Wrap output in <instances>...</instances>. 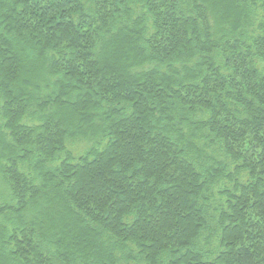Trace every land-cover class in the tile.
Instances as JSON below:
<instances>
[{
  "label": "trees",
  "instance_id": "1",
  "mask_svg": "<svg viewBox=\"0 0 264 264\" xmlns=\"http://www.w3.org/2000/svg\"><path fill=\"white\" fill-rule=\"evenodd\" d=\"M0 179V264H264V0H0Z\"/></svg>",
  "mask_w": 264,
  "mask_h": 264
},
{
  "label": "rangeland",
  "instance_id": "2",
  "mask_svg": "<svg viewBox=\"0 0 264 264\" xmlns=\"http://www.w3.org/2000/svg\"><path fill=\"white\" fill-rule=\"evenodd\" d=\"M85 147H86V144L83 142H80V143H76L73 146H70V149L75 154H78V153L82 152ZM7 195H8V192H6V186L4 185L2 180L0 179V202L1 203H6L8 201V199L6 197Z\"/></svg>",
  "mask_w": 264,
  "mask_h": 264
}]
</instances>
